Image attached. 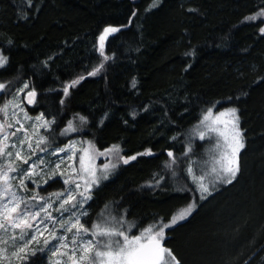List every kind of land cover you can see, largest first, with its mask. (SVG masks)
Instances as JSON below:
<instances>
[{"label": "trees", "instance_id": "1", "mask_svg": "<svg viewBox=\"0 0 264 264\" xmlns=\"http://www.w3.org/2000/svg\"><path fill=\"white\" fill-rule=\"evenodd\" d=\"M32 5L0 0V49L9 57L0 82H11V92L25 81L34 86L38 104L28 111L57 115L60 128L76 113L87 116L89 123L70 136L91 141L100 151L119 145L126 156L147 148L153 152L121 163L95 192L92 219L115 201L140 227L154 218L168 220L197 194L147 187L157 173L164 174L167 152L182 154L185 132L198 123L202 109L238 107L247 136L238 180L168 231L166 246L181 264H264V80L257 83L264 77L259 33L264 17L245 21L264 0H32ZM108 25L125 26L105 43L106 54L115 53V59L87 77L102 60L98 37ZM193 48L195 57L186 56ZM81 74L86 79L71 89L62 107L63 85ZM203 143L197 141V152ZM104 162L103 156L95 161ZM189 181L183 180L193 187ZM52 184L62 190L61 179L47 187ZM39 264L48 261L41 257Z\"/></svg>", "mask_w": 264, "mask_h": 264}, {"label": "snow or ice", "instance_id": "2", "mask_svg": "<svg viewBox=\"0 0 264 264\" xmlns=\"http://www.w3.org/2000/svg\"><path fill=\"white\" fill-rule=\"evenodd\" d=\"M32 6V0H28V7ZM157 6V3L153 4V7ZM188 11L195 12L196 9ZM258 17H264V7L245 17V21H255ZM123 27H104L98 37L102 60L86 72L87 77L97 76L106 64L114 61L115 53L108 55L104 50L105 41L120 33ZM259 33L264 36V27L259 28ZM8 43L13 42L9 40ZM185 55L195 57L196 49ZM8 64L9 57L0 49V69ZM189 68L191 64L185 71ZM86 76L81 74L63 85V97L59 100L62 107L70 99L71 89ZM261 80L264 77L257 83ZM132 84L135 87V80ZM11 89V82H0V97H10L0 104V115L3 116L0 119V264H39L41 257L48 264H181L172 249L166 246L167 232L188 220L201 203L221 187L233 185L241 174L240 156L246 149L247 136L241 127L240 109L228 107L214 115L213 107L209 106L202 109L198 123L186 133L182 154L177 156L169 150L164 174L157 173L155 182L147 185L160 189L171 186L178 193L191 191L197 194L182 211L167 221L154 218L153 222L140 227L127 219L126 209L121 212L112 201L105 203L93 220L90 209L95 192L110 180L121 163L128 165L138 157L151 156L152 149L126 156L119 145L100 151L91 141H87V148L79 149L75 140L62 143L61 138L82 131L89 123L88 117L76 113L60 128L57 115L40 112L33 117L22 106L18 97L25 90L27 104H38L34 86L25 81L15 94ZM228 99L233 100L232 97ZM149 110L150 106L144 107L145 112ZM131 115L135 119L137 113ZM107 118L105 113L99 125L103 126ZM197 138L211 144L204 154L197 152ZM172 139L175 141L177 137ZM98 156L105 157V162L99 166L95 163ZM76 161L78 166H74ZM185 163L186 168H182ZM181 172L191 179L193 187L187 183L181 185ZM58 178L63 181L62 190L48 193L43 185H49L50 181L55 183ZM42 192L47 194L42 195Z\"/></svg>", "mask_w": 264, "mask_h": 264}, {"label": "rangeland", "instance_id": "3", "mask_svg": "<svg viewBox=\"0 0 264 264\" xmlns=\"http://www.w3.org/2000/svg\"><path fill=\"white\" fill-rule=\"evenodd\" d=\"M23 86V84L21 85V86H19L18 88H20V87H22ZM18 88H16V89H18ZM16 89L12 92V94H15V92H16ZM26 91L27 90H25V92L24 93H21L20 94V96L18 97V99H20L21 101H22V106L25 108V110L28 112V114L30 115V116H33V117H35L36 115H38L40 112H36L35 114H31L29 111H28V106L26 105V103H25V99H24V96H25V93H26ZM8 98H10V97H4V99H8ZM3 102H4V100L1 102V104H3ZM228 107H234V106H227V107H224V108H222V109H219V110H215L214 111V115L216 114V113H218L219 111H223L225 108H228ZM21 116H22V114H21ZM0 119H3V116L2 115H0ZM26 126H27V124H26ZM193 127H191V128H188V130H190V129H192ZM188 130H186V132H185V137H186V133L188 132ZM41 131H43V130H41ZM19 135V134H18ZM71 135V134H70ZM68 139H72V140H75V141H77V145H76V147H77V149H79V148H87L88 147V144L87 143H85L83 140H82V138L80 137V136H70ZM68 139H67V141H68ZM197 141H199L198 140V138H197ZM197 141H196V143H197ZM81 142H83V143H81ZM201 142V141H200ZM67 143V142H66ZM212 143H214V141L212 142ZM209 147H211V144L210 143H208L207 141H205V144L203 143V146H201V150H200V152H198V153H200V154H204V152H205V149L206 148H209ZM174 152V151H173ZM175 153V152H174ZM61 155H63V154H61ZM109 158H111V157H109ZM50 159H52V160H55L56 159V157H50ZM77 162V161H76ZM76 162H74V166H78L77 164H76ZM97 165V164H96ZM24 167H27V165H24ZM181 177H183V179L181 180V183L182 184H184V182H183V180H184V178H186V176H184V175H182ZM189 180H191L190 178H189ZM51 182V181H50ZM190 182V184H191V181H189ZM62 183H63V181H62ZM192 185V184H191ZM29 186L30 187H32V185H31V183L29 182ZM43 187L44 188H46L47 189V192L48 193H51V192H56V189H55V185L54 184H52L50 187H47V185H43ZM42 195H46L47 193H41ZM192 201V200H191ZM190 201V202H191ZM189 202V203H190ZM188 203V204H189ZM188 204H186L184 207H182L180 210H178V211H176L173 215H175V214H178L180 211H182ZM172 215V216H173ZM128 219V218H127ZM128 220H130V221H134V220H132V219H128ZM165 221V220H164ZM167 221V220H166ZM133 231H136L135 229L133 230ZM49 255H50V253H49ZM14 264H19V262H14Z\"/></svg>", "mask_w": 264, "mask_h": 264}, {"label": "water", "instance_id": "4", "mask_svg": "<svg viewBox=\"0 0 264 264\" xmlns=\"http://www.w3.org/2000/svg\"><path fill=\"white\" fill-rule=\"evenodd\" d=\"M108 39H109V37H108ZM108 39L105 41V43H107ZM25 95H26V93H25ZM37 98H38V96H37ZM25 103H26V105H27L28 107H32V106H33V105H28L26 99H25Z\"/></svg>", "mask_w": 264, "mask_h": 264}]
</instances>
